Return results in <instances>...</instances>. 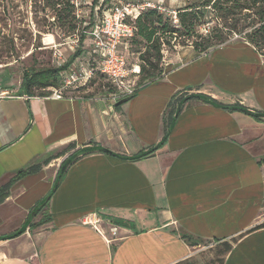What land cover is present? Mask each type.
I'll return each instance as SVG.
<instances>
[{
    "label": "crops",
    "instance_id": "0c3cea01",
    "mask_svg": "<svg viewBox=\"0 0 264 264\" xmlns=\"http://www.w3.org/2000/svg\"><path fill=\"white\" fill-rule=\"evenodd\" d=\"M83 48L81 56L89 38ZM181 48L165 59L162 78L127 101L90 89L31 96L23 80L0 87L13 95L0 99V188L25 171L0 202V237L27 225L0 241V264H202L204 248L225 250L223 264H264V117L203 98L177 115L180 102L171 105L184 92L264 112V56L245 41L207 53ZM167 130L151 156L125 158ZM93 145L123 157L81 156L29 222L62 162ZM88 215L101 218L102 232L84 223Z\"/></svg>",
    "mask_w": 264,
    "mask_h": 264
},
{
    "label": "trees",
    "instance_id": "16d2710c",
    "mask_svg": "<svg viewBox=\"0 0 264 264\" xmlns=\"http://www.w3.org/2000/svg\"><path fill=\"white\" fill-rule=\"evenodd\" d=\"M99 0H94V19L93 23L87 24L84 28H91L94 23L99 21V19L104 15V13L110 10L117 2H111L110 0H103L98 3ZM109 1V2H108ZM105 4L103 10H101L103 3ZM98 3V4H97ZM52 8L55 10V17H58L59 20L62 19V12L65 9H69L70 12L74 9L73 0H54L52 3ZM209 8L213 17L216 21L215 25L208 27L209 24L204 22L201 35H198L201 38V42H195L191 44L194 47V50L200 53H207L212 49L217 48L220 45L232 42V41H245L252 45L257 51H259L264 56V0H201L198 5L190 6L183 8L178 11L177 19L178 22L175 23L173 17H166L164 13L161 12L158 8L149 7L142 10L138 16L129 22L134 27L133 36L128 39V47H122L120 49L126 57L127 64L129 67L138 65L140 67L139 74H133L131 80L135 81V91L124 97L122 101H127L136 95L137 90L146 84L157 81L163 77L164 74V47L167 44H171L173 40H178L179 38H185L190 36L196 31L198 23L201 19L205 17L204 9ZM69 21L68 31H75L77 24L75 16L72 17ZM88 29H83L79 38V43L77 49L73 53L71 59L66 62L61 67H43L36 70H31L25 72L22 88L23 90L33 96V95H49L53 88H57L60 85L59 72L64 68H67L71 62L76 58L82 55V52L85 51L83 48V43L85 38H89L86 35ZM234 34L241 35V39L238 40H229L230 37ZM136 50L138 52L139 62H133L130 60V54L132 51ZM86 55L81 56L80 60L87 63V65L95 69L94 77L84 85H79L76 87H69L64 90L65 96H74L85 89H89L90 83L96 78L99 74L102 77L106 78L104 75L97 70L96 56L91 52V48L86 51ZM111 83V82H110ZM37 88L47 89L40 91L38 94L35 93ZM117 88L111 83V86L108 89H100V92L105 93H115ZM93 93H100L92 91ZM187 97V100L192 98H203L205 100H211L216 104L223 106L229 110H239L245 112L246 114L254 117L257 120H260L264 117V112L252 110L248 107L235 103L232 105H221L213 99H209V96L205 94H181L175 95L171 100V105H176V103L181 102ZM186 100V101H187ZM121 102V101H120ZM171 123L168 124L170 130ZM169 130L166 131L164 138L157 145L151 147L147 151H143L136 155L130 157H125L131 160H137L140 158L151 156L158 148L162 147L169 134ZM97 146V145H93ZM93 152L89 150L88 147L79 149L71 154L66 160L61 164V167L69 161V165L73 164L81 156ZM105 152V151H101ZM110 154L109 152H106ZM113 155L123 157L116 153H111ZM60 167V169H61ZM60 172V170H59ZM58 172V173H59ZM25 171H20L15 177H19ZM13 178L8 184L0 188V202L5 200L8 196L9 188L12 185ZM46 203L43 207H46ZM48 219H44L39 224L46 222ZM117 224H119L117 222ZM23 232L19 229L14 233L3 236L2 240H7L10 238L17 237ZM195 245L197 243H191Z\"/></svg>",
    "mask_w": 264,
    "mask_h": 264
},
{
    "label": "rangeland",
    "instance_id": "374dc122",
    "mask_svg": "<svg viewBox=\"0 0 264 264\" xmlns=\"http://www.w3.org/2000/svg\"><path fill=\"white\" fill-rule=\"evenodd\" d=\"M94 0H80L79 5L74 4L72 12L64 9L62 19L55 17V10L52 8L54 0H0V87L14 89L21 85L25 72L40 69L43 67H59V59L56 50L63 51L65 59L77 49V38L87 26L85 22H92L94 19ZM103 0H99L100 3ZM119 2L120 0H110ZM135 2L158 3L161 12L166 17H173V11L198 5L201 0H133ZM109 2V1H108ZM104 2L101 10L106 3ZM97 3V4H98ZM205 17L201 19L196 31L190 36L173 40L171 44L164 47V57L168 59L181 47H194L191 44L201 42L198 35L203 34V25L208 27L215 25L216 21L209 8L204 9ZM75 16L77 28L75 31H68L69 21ZM174 20V19H173ZM204 22V24H202ZM90 29V28H89ZM88 29V30H89ZM87 35V34H86ZM241 35L234 34L229 40L241 39ZM87 39V37L85 38ZM122 48V47H121ZM182 49V48H181ZM138 52L132 51L130 60L139 62ZM111 86L107 78L97 75L90 83V91L100 92V89H108ZM47 89L37 88L35 93ZM100 228V225H98ZM101 229V228H100ZM111 233V230H109ZM112 234V233H111ZM204 246L208 243L201 242ZM209 247V245L207 246ZM216 248L203 249L200 251L202 264H223L225 250Z\"/></svg>",
    "mask_w": 264,
    "mask_h": 264
},
{
    "label": "built area",
    "instance_id": "2783aa9c",
    "mask_svg": "<svg viewBox=\"0 0 264 264\" xmlns=\"http://www.w3.org/2000/svg\"><path fill=\"white\" fill-rule=\"evenodd\" d=\"M73 3L78 6L80 0H73ZM149 7L162 9L158 3L150 1L140 3L133 0H120L86 31L91 40V52L96 56V68L117 88L114 93L117 98H124L135 91V81L131 80V76L139 74L140 67L138 65L129 67L126 57L120 49L121 47H128L127 41L134 33V27L129 21ZM173 14L174 22L177 23V12L173 11ZM89 23L91 22H85V24ZM76 41L79 42V38ZM56 54L59 59V67H61L66 63L64 53L58 49ZM94 75L95 69L90 68L84 61L80 60L77 64H70L59 72L60 85L53 88L49 96L53 98L65 97L64 90L69 87L84 85ZM4 97H13V95L10 91L5 90L0 93V99ZM100 221L101 218L94 215H88L84 218L85 224L102 232L98 226ZM110 230L113 237H116L118 228L112 226Z\"/></svg>",
    "mask_w": 264,
    "mask_h": 264
},
{
    "label": "water",
    "instance_id": "95a60500",
    "mask_svg": "<svg viewBox=\"0 0 264 264\" xmlns=\"http://www.w3.org/2000/svg\"><path fill=\"white\" fill-rule=\"evenodd\" d=\"M187 100V97L185 99H183L181 102H180V106L176 112V115L178 114V112L180 111V108L181 106L183 105V103ZM211 101V100H210ZM213 102V101H211ZM215 103V102H213ZM89 150H92V151H105V152H109L110 154L111 153H114L112 152L111 150L101 146V145H97V146H91V147H88ZM69 165V161H67L60 169V172L58 173L57 175V178H56V181H55V184H54V187L51 191V193L32 211L31 215H30V218H29V222L34 218V216L38 213V211L46 204L49 202V200L51 199L53 193L57 190L58 186H59V183H60V180L65 172V170L67 169ZM27 226V225H26ZM26 226H24L23 228H21L20 230L22 232L25 231L26 229ZM2 240V237H0V241Z\"/></svg>",
    "mask_w": 264,
    "mask_h": 264
}]
</instances>
